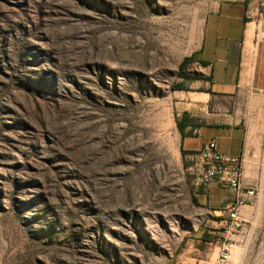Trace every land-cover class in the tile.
<instances>
[{
	"label": "rangeland",
	"instance_id": "rangeland-1",
	"mask_svg": "<svg viewBox=\"0 0 264 264\" xmlns=\"http://www.w3.org/2000/svg\"><path fill=\"white\" fill-rule=\"evenodd\" d=\"M217 1L0 0V264H218L171 93ZM242 105L260 179L229 264H264V84Z\"/></svg>",
	"mask_w": 264,
	"mask_h": 264
},
{
	"label": "crops",
	"instance_id": "crops-1",
	"mask_svg": "<svg viewBox=\"0 0 264 264\" xmlns=\"http://www.w3.org/2000/svg\"><path fill=\"white\" fill-rule=\"evenodd\" d=\"M185 57L190 59L171 92L175 115L183 118L184 134L178 129L182 156L192 159L189 168L200 175L199 153L216 139L220 150L243 158L245 186L257 187L260 170L246 147L242 104L264 84V19L255 15L251 0H218ZM196 184L210 222L200 241L212 244L211 233H224L233 195L218 180L206 186L199 176ZM251 206H242L241 215Z\"/></svg>",
	"mask_w": 264,
	"mask_h": 264
},
{
	"label": "built area",
	"instance_id": "built-area-1",
	"mask_svg": "<svg viewBox=\"0 0 264 264\" xmlns=\"http://www.w3.org/2000/svg\"><path fill=\"white\" fill-rule=\"evenodd\" d=\"M200 156V180L208 186L218 180L232 192L229 214L224 225L225 240L221 245L218 264H229L232 244L227 240L243 228L241 207L254 204L258 189L245 186L243 180V158L219 149L216 139H210L203 146Z\"/></svg>",
	"mask_w": 264,
	"mask_h": 264
},
{
	"label": "trees",
	"instance_id": "trees-1",
	"mask_svg": "<svg viewBox=\"0 0 264 264\" xmlns=\"http://www.w3.org/2000/svg\"><path fill=\"white\" fill-rule=\"evenodd\" d=\"M190 59V57H185L183 60H182V62H181V64H180V70H179V73L181 74L182 72V70L184 69V67H185V64H186V62L188 61ZM175 85L173 86V89H175ZM182 120H183V118H182ZM182 120H179L178 118H177V120H176V122H177V127H178V129L180 130V132L182 133V134H184V126H183V122H182Z\"/></svg>",
	"mask_w": 264,
	"mask_h": 264
}]
</instances>
